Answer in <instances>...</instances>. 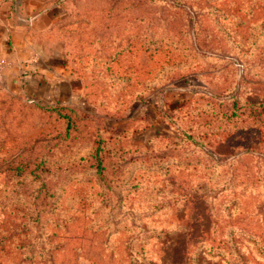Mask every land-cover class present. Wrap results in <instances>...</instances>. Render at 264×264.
I'll use <instances>...</instances> for the list:
<instances>
[{"label": "rangeland", "instance_id": "374dc122", "mask_svg": "<svg viewBox=\"0 0 264 264\" xmlns=\"http://www.w3.org/2000/svg\"><path fill=\"white\" fill-rule=\"evenodd\" d=\"M29 1L77 84L0 85V264H264V0Z\"/></svg>", "mask_w": 264, "mask_h": 264}, {"label": "crops", "instance_id": "0c3cea01", "mask_svg": "<svg viewBox=\"0 0 264 264\" xmlns=\"http://www.w3.org/2000/svg\"><path fill=\"white\" fill-rule=\"evenodd\" d=\"M51 17L29 0L0 2V85L29 99L65 102L76 76L63 64L61 44L47 42Z\"/></svg>", "mask_w": 264, "mask_h": 264}]
</instances>
